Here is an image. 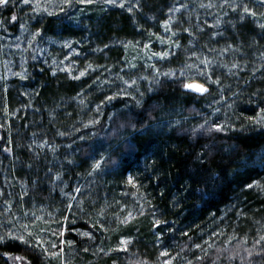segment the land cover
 <instances>
[{
  "label": "trees",
  "instance_id": "obj_1",
  "mask_svg": "<svg viewBox=\"0 0 264 264\" xmlns=\"http://www.w3.org/2000/svg\"><path fill=\"white\" fill-rule=\"evenodd\" d=\"M19 1L0 8L1 18L20 25ZM260 1L238 0L241 9L257 7ZM195 2L143 0V16L111 9L84 19L79 29L53 18L36 21L31 28L37 40L90 38L87 49V44L76 43L87 73L68 76L43 58L29 56L24 82L13 79L8 87H0V205H11L8 217L13 222L14 217L24 220L25 212H57L51 227L52 253H65V264H144L131 250L117 249L122 235L144 254L157 253L161 246L176 254L193 253L188 264H264V157L255 159L264 148V127H251L247 121L264 107V81L258 82L262 73L251 77L264 54L261 30L249 21L239 25L238 14L236 24L224 28L229 38L225 62L249 66L238 78L215 74L216 85L198 73L160 77L139 97L118 93L129 78L121 70V44H144L162 33L154 20L168 21L179 6L181 53L162 65L183 70L203 64L205 55L218 61L224 46L214 37L222 35L204 24L206 13L196 11ZM12 16L17 20L10 21ZM187 83L202 84L208 91L186 89ZM215 94L216 101H211ZM237 100L244 104L224 117L218 115ZM91 181L93 195L84 199ZM74 196L83 202L81 217L69 207ZM230 207L241 215L234 216L231 225ZM3 210L0 224L8 221H2ZM130 210L136 213L123 224ZM237 221L239 233L231 239L227 234ZM75 228L91 231L93 243ZM253 229L260 236L248 240L246 231ZM221 234V240L197 254L196 246ZM99 241L103 251L94 245ZM46 260L19 240L0 241V264H50Z\"/></svg>",
  "mask_w": 264,
  "mask_h": 264
},
{
  "label": "rangeland",
  "instance_id": "obj_2",
  "mask_svg": "<svg viewBox=\"0 0 264 264\" xmlns=\"http://www.w3.org/2000/svg\"><path fill=\"white\" fill-rule=\"evenodd\" d=\"M142 1L143 0H116L115 4H109L106 0H93L92 3L79 2V0H31L30 4H24L22 0H20L18 4V20L20 18V25L6 22L3 18H1L0 13V87L4 85L8 87L13 79H17L22 83L24 82L27 77V67L25 61L29 56L34 60L43 58V62L50 63V66L55 69L59 68L58 70L63 71L68 76L77 77L76 75H79L80 77L81 73H87L86 70L82 69L79 62V59L84 56L80 55L82 52L77 50V46L79 44H87L85 49L91 47L92 44L90 38L88 39V37H84V39L81 38L78 40H71L69 37H64L61 40L55 37H45L43 40H37L38 37H35L37 33L33 31V28H31V25L33 26V23L36 21H44V19L53 18L54 20H63L67 24L69 23L73 26L72 29H79V24L84 19H87L92 15L97 16L102 15L103 13L106 14L111 9H120L122 11L137 13L138 15L143 16L144 10L142 8ZM119 3H123L124 7L121 8L116 6ZM195 3L199 4L196 11L198 10L199 13L201 11L204 14L206 13V16H204V24H206V26L210 25V27L217 30L219 36L222 35V37H214L219 44L223 43L224 46L219 54L220 58H217L218 61H214L205 55V61L203 64L196 66L189 65L183 70L180 68L168 69L162 65L170 58L176 56L177 53H181V47L183 44L179 43V39L182 31L179 30L178 27L182 26V24H180V20L183 16V7L179 6L172 10L170 15L169 12L165 14L170 17L166 22H157L158 20H154V18L152 19L157 26H161L162 33L150 37V39L144 44L140 42H127L125 44H121L124 50L121 70L127 71L125 75L129 78L123 80V84L120 86L118 93L131 97H139L149 91V88L147 87L154 85L160 77L186 78L190 74L194 75L197 73L207 77L213 83L218 85L219 82L215 79V74L216 77H222L227 74L230 77L238 78L241 73L247 70L246 68L249 66L240 64L239 61H235L233 64H227L225 62L229 51H224V49L228 45L229 41L227 39L229 38L224 36L226 32L224 28L226 25H235V16L238 14L240 15L237 19L238 24L241 25L247 21L250 23L252 22L257 29L261 30L259 36L263 37L264 41V27H262V25H264V3L260 1L259 4H254L257 7L244 6L242 9L238 0H196ZM245 7L249 9V13L244 12ZM129 8L132 10L128 11ZM252 12L255 13L254 16L250 14ZM49 13H51V15ZM76 43H78V45H76ZM262 46L264 48V43ZM54 51H56L55 55H53L55 53ZM86 53H91V51L86 50ZM163 53H167L168 55L162 57L161 54ZM59 54L62 55V58L58 57ZM254 56L259 58V54L257 53ZM260 59L261 64L256 67V70L253 71L251 76L258 78L262 73L258 82L264 81V54L260 55ZM216 67H218L217 71H213ZM99 69H102V67L99 66L98 70ZM96 70L97 68H93V71ZM112 81L117 80L113 79ZM108 84H112V82H108ZM262 94L261 99L264 102V92H262ZM215 95V98L213 96L211 101H216L218 96L217 94ZM239 100L222 108L217 112L218 115H222V117H224L228 115L237 104L243 105L244 103ZM262 109H264V107L258 109L255 116L247 118V121L252 125L251 127H264V123H256L258 118L264 116V112L261 111ZM262 157H264V148L256 155L255 159H260ZM2 175L3 174H1V176ZM6 181V175H3L1 182L7 187ZM93 184L94 182L91 181L86 191L83 192L82 196L84 199H91L93 195ZM256 185V189H259V183ZM7 191L9 192V188ZM2 193H4V187L3 190L2 187H0V196L3 199ZM61 194L65 196L67 195V193L64 192H61ZM72 199L75 203L73 204L72 201L69 207L75 209V212L79 217H81L83 214V202L81 199L77 200L79 198L76 196ZM4 207H6L7 211ZM33 207L35 208V206ZM234 209L230 207L228 210L229 216H227V222L230 223V225L233 223L234 216L237 219L241 217V215L239 216V214L234 212ZM0 210L5 212L2 221L8 219V221L0 224V241L7 239L21 241L20 239H16V237H23V241L21 242L39 250L43 257L47 259L46 261L50 264L66 263L67 255L65 253H61L59 255L52 253L53 237L51 227L56 225L54 221L57 216V212H55V214H51L45 211L43 212L41 209L34 212H25L24 220H19L20 217H14L16 221L13 222L12 219L8 217L10 215L11 205L7 203L6 205H0ZM135 213L136 211L130 210L125 219H121L123 221L122 223L126 224L129 222L132 218L131 215H134ZM234 222H236V220H234ZM238 222L240 221H237L236 226H234L235 224L232 225L235 227L233 230L229 231L228 234L225 233L228 237H231V239H234L239 233V230H237L240 227ZM253 223L258 225L257 221H252L251 224ZM73 231L81 237L90 238L91 242L94 240L93 233L89 230L75 228ZM248 231L249 232L246 231V238L248 240H254V237L260 236V233L255 229ZM85 232L89 233V236H84L83 233ZM258 233L259 235H257ZM221 236H224V234H221L218 240L211 241L210 238L205 239L201 245L196 246L198 249L197 254L202 253L205 248L210 246L211 242L214 243L221 240ZM121 241H127V243L122 244ZM262 241L264 242V237H262ZM94 245L100 251L104 250V244H101V241ZM112 247H116V245ZM45 249L47 251H45ZM117 249L131 250L132 254L141 258L144 264H188L190 263V259H192L190 257L193 254H176L167 246H161L157 249V253L154 252L152 254H144L141 253L139 247H133L129 236L126 235H122L120 237ZM162 253H167L168 255H162ZM115 264L127 263H123L118 260Z\"/></svg>",
  "mask_w": 264,
  "mask_h": 264
},
{
  "label": "snow or ice",
  "instance_id": "obj_3",
  "mask_svg": "<svg viewBox=\"0 0 264 264\" xmlns=\"http://www.w3.org/2000/svg\"><path fill=\"white\" fill-rule=\"evenodd\" d=\"M22 2L24 4H30L31 0H22ZM79 2L92 3L93 0H79ZM106 2L109 3V4H115L116 3V0H106ZM261 2L264 3V0H261ZM10 3H14V0H0V8L5 7V6H8ZM116 6L123 8L124 7V4L123 3H119ZM131 10H132L131 8L128 9V11H131ZM244 12L245 13H249V9L247 7H245L244 8ZM49 14L51 15V13H49ZM250 14L253 15V16L255 15L254 12H252ZM11 20L12 21H15L16 20V17L15 16H12L11 17ZM262 27H264V25H262ZM167 55H168L167 53L161 54L162 57L163 56H167ZM81 75H84V73H81ZM214 82H216V81H214ZM184 87L186 89H189V90H192V91L201 93V94L206 93L208 91V89L204 85L198 84V83H187V84H184ZM261 111L264 112V109H262ZM256 123H264V116H261L260 118H258L256 120ZM217 130H220V127H218ZM102 163H103V160L97 161L95 163V165H94V170L99 169ZM249 186L251 187V185H249ZM77 191H78V189H77ZM83 235L84 236H89V233L85 232V233H83ZM16 239H20L21 241H23V237H16ZM121 243L122 244H126L127 241H121ZM45 251H47V250L45 249ZM162 255H168V254L167 253H162ZM16 259H20V258L17 257Z\"/></svg>",
  "mask_w": 264,
  "mask_h": 264
}]
</instances>
